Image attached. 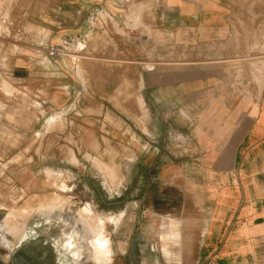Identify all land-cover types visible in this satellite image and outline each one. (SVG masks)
Instances as JSON below:
<instances>
[{"label":"crops","instance_id":"1","mask_svg":"<svg viewBox=\"0 0 264 264\" xmlns=\"http://www.w3.org/2000/svg\"><path fill=\"white\" fill-rule=\"evenodd\" d=\"M0 6L6 35L28 41L15 48L0 39V120L8 125L0 138L17 141L16 123L32 129L42 113L57 111L46 126L63 111L64 118L74 113V131L77 124L89 131L77 144L94 154L97 141L103 159L119 167L121 213L172 216L162 224L165 256L176 240L182 264H264V0H0ZM96 12L136 24L126 27L129 40L118 39L124 52L103 49L105 61L121 62L114 70L111 63L90 58L81 66L66 57L72 45L75 54L93 50L86 21ZM35 46L65 52L52 58ZM76 66L88 69V88ZM16 91L20 101L13 103L8 98ZM77 108H87L85 118L76 117ZM134 113L143 123L133 124L127 114ZM102 122L114 135L101 133ZM125 124L135 131L133 142L124 140ZM117 141L119 155L107 158ZM20 158L0 163V177ZM72 162L78 163L74 155ZM29 203H0V244L18 262L41 264L51 251L41 247Z\"/></svg>","mask_w":264,"mask_h":264},{"label":"rangeland","instance_id":"2","mask_svg":"<svg viewBox=\"0 0 264 264\" xmlns=\"http://www.w3.org/2000/svg\"><path fill=\"white\" fill-rule=\"evenodd\" d=\"M133 9H135V3L129 6V10ZM127 18L128 20L122 18L119 20L121 22H116L107 14L96 12L86 21L90 27L89 31H93L89 39L92 44H96L95 47L93 50L87 48L83 52L75 54L72 45L70 51L66 53V57L75 58L77 65L81 66L83 61H89L90 58L103 64L111 63L110 68L114 70L117 68L116 65H120L121 62L105 61L106 59L110 60V56L104 55L103 49L106 45H112L114 54L124 52L119 43L121 40L118 39L129 40L126 27L131 29V26L136 25L129 22L130 17ZM0 30V34L4 35L0 39L6 44L15 48L20 45L28 46V41L23 36L14 34L9 38L10 35H6V30L1 25ZM33 48L35 53H46V46ZM75 71L79 75L84 72V85L88 88V69L83 70L76 66ZM4 85L6 88L9 87L7 82ZM97 86H102L101 82L98 81ZM8 100L17 103L20 101V94L16 91ZM9 101H6L7 105ZM133 104L135 106V99ZM140 106L139 104V108ZM56 112L53 110L49 114L38 115L39 122L32 129L26 130L27 126L25 127L23 122H17V129L20 128V130L15 132H21L17 141L12 136L0 138L4 141L0 146V163L9 160L10 155H21L19 162L10 164L3 176L0 177V203L22 205L27 201L33 205L30 211L32 217L30 223L32 225L35 222H41V225H33V228L42 239L43 250L51 251L50 256L41 264H78L70 254L76 248L80 249L82 256L80 264H103L105 252L104 247L99 244L101 237L109 238L115 249V254L105 264H182L184 260L179 257V251L182 249L181 242L175 240L169 243V248L173 253L171 257L165 256L163 252L160 237L163 229L162 224L172 216L149 212L143 215V211L135 209H129L126 214L125 212L121 213L120 210L124 208L125 203L116 190L122 181L119 167L103 159L105 156L101 155L97 141H92V147L97 152L94 154L86 150L90 146L82 148L80 144H77V142L83 141V135H87L89 131L86 127L77 124L75 131L77 133L80 131V134L75 135L72 127L76 122L71 119L74 113L64 118L63 111L59 116L58 123L46 126V119ZM75 113L76 117L83 119L85 113L87 114V108H77ZM28 115H30L28 112L19 114L21 117ZM127 116L134 125L143 123L135 113L127 114ZM34 117L37 116L34 115ZM106 121L109 125L120 128V125L112 119L107 117ZM6 124L0 120V132L8 126ZM42 129H44L43 137L37 138L40 134L37 136L36 131ZM123 131L125 132V142H133L130 137L135 139V131L127 124ZM101 133L105 136L109 133L114 135L105 122H102ZM104 141L109 142L105 138ZM112 147L108 150L110 155L107 158L113 160L116 155H119L118 149L122 147V144L117 141V144L113 143ZM73 155L78 160L77 164L72 162ZM88 155L96 158L100 164H95ZM47 167L57 170L58 173H54L52 170L45 173L44 169ZM104 182L107 183V188L110 191ZM22 189L26 192L23 193ZM47 213L53 214L52 219L48 222L43 218ZM1 215L2 211L0 210ZM84 239L89 240L87 242L89 244ZM6 242L8 244V241ZM78 244L79 247L76 246ZM7 253L8 250L0 244V264H28L18 262L15 259V252L9 253V256ZM30 264H38L37 259Z\"/></svg>","mask_w":264,"mask_h":264},{"label":"bare ground","instance_id":"3","mask_svg":"<svg viewBox=\"0 0 264 264\" xmlns=\"http://www.w3.org/2000/svg\"><path fill=\"white\" fill-rule=\"evenodd\" d=\"M1 31V30H0ZM6 33V32H5ZM5 88V87H4ZM11 88V87H10ZM5 90V89H4ZM7 91V90H6ZM4 92V91H3ZM6 95V94H5ZM8 95V94H7ZM58 114H60V113H58ZM58 116V115H57ZM53 120V119H52ZM51 121V120H50ZM49 121V122H50ZM51 123V122H50ZM48 124V123H47ZM55 124V123H54ZM51 126V125H50ZM80 215V214H79ZM52 216H53V214L52 213H47V215H44V221H46V222H48V221H50L51 219H52ZM121 217V216H120ZM59 218V217H58ZM54 219V218H53ZM57 219V218H56ZM60 219V218H59ZM43 220V219H42ZM54 221V220H53ZM56 223V222H55ZM34 225V224H33ZM37 226V225H36ZM33 230V229H32ZM94 237V236H93ZM99 237V236H98ZM97 237V238H98ZM96 238V237H95ZM91 239V238H90ZM93 240V239H92ZM98 240V239H97ZM84 241H86L85 239H84ZM89 241V240H88ZM88 241H86V243L88 242ZM9 244V243H8ZM87 244H89V243H87ZM99 244L102 246V247H104V252H105V254L104 255H106V256H109V255H111L112 253H113V248H112V246H111V241H110V239L109 238H104V237H101V239H100V242H99ZM7 245V244H6ZM85 245V244H84ZM9 246V245H8ZM99 248V247H98ZM93 250V249H92ZM100 250V249H99ZM94 251V250H93ZM92 253V252H91ZM75 256H74V255ZM72 255L74 256V259H75V261H78V259H77V252H75V253H73ZM113 255V254H112ZM92 258V257H91Z\"/></svg>","mask_w":264,"mask_h":264},{"label":"built area","instance_id":"4","mask_svg":"<svg viewBox=\"0 0 264 264\" xmlns=\"http://www.w3.org/2000/svg\"><path fill=\"white\" fill-rule=\"evenodd\" d=\"M46 52L49 57L55 58L60 56L65 51L59 46H51L46 49Z\"/></svg>","mask_w":264,"mask_h":264}]
</instances>
